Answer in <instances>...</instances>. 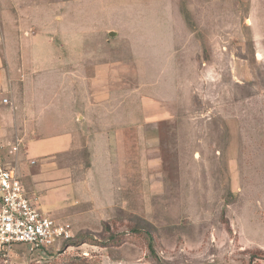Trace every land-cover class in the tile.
Masks as SVG:
<instances>
[{"label":"rangeland","instance_id":"374dc122","mask_svg":"<svg viewBox=\"0 0 264 264\" xmlns=\"http://www.w3.org/2000/svg\"><path fill=\"white\" fill-rule=\"evenodd\" d=\"M55 1L0 18V57L46 125L16 134L71 145L0 162L71 236L0 264H264V0Z\"/></svg>","mask_w":264,"mask_h":264},{"label":"crops","instance_id":"0c3cea01","mask_svg":"<svg viewBox=\"0 0 264 264\" xmlns=\"http://www.w3.org/2000/svg\"><path fill=\"white\" fill-rule=\"evenodd\" d=\"M22 6L25 8L24 11H28L29 18H40L43 13H45L44 16L46 17H55L54 14L56 13L57 2L55 0H0V18L3 20L19 18L18 13H20L19 10L22 9ZM3 26L5 27L4 23ZM1 33H5L4 28L1 29ZM12 91V78L0 57V148L2 149L6 144L11 145L12 147L14 142L19 140L18 149L23 146L26 156H28L30 152L43 156L50 155L55 157L54 153L67 150L72 142V136L70 133L50 136L34 135L33 137L16 134V131H18L21 124L27 126L28 129H33V126L35 125V131L39 133L46 130V125L40 120L36 123L33 122V111L30 108H27L28 105L22 107L23 109L18 107L16 104V96L13 93L14 91ZM4 97H9L7 103L2 101ZM22 99L26 104V93H24V95L22 94ZM31 163H34L33 160H31ZM2 164H4V162ZM4 165L11 167L9 164ZM55 169L57 168L55 167ZM64 174L67 175L68 171L64 172ZM67 178L69 177H66V179ZM21 184L27 194L36 201L39 208L49 216H53L52 218L54 219V216L57 214V205L53 203V199L56 195L53 193V190L45 189L42 192L38 190L35 191L34 185L32 186L30 183V190L27 191L22 182ZM74 188L75 184L72 180L66 183L61 192L62 196H60L62 204L71 203L73 201L74 197L69 194L76 193Z\"/></svg>","mask_w":264,"mask_h":264},{"label":"built area","instance_id":"2783aa9c","mask_svg":"<svg viewBox=\"0 0 264 264\" xmlns=\"http://www.w3.org/2000/svg\"><path fill=\"white\" fill-rule=\"evenodd\" d=\"M2 101L8 102L6 98ZM18 147L16 140L10 152H17ZM70 236V225L42 211L25 191L15 169L0 162V258L10 257L13 244H22L27 252H34Z\"/></svg>","mask_w":264,"mask_h":264},{"label":"water","instance_id":"95a60500","mask_svg":"<svg viewBox=\"0 0 264 264\" xmlns=\"http://www.w3.org/2000/svg\"><path fill=\"white\" fill-rule=\"evenodd\" d=\"M115 34V32H113V31H109V33H108V35H110V36H113Z\"/></svg>","mask_w":264,"mask_h":264}]
</instances>
